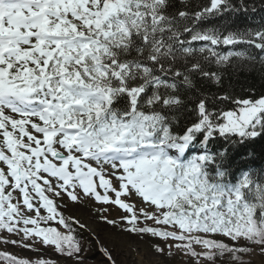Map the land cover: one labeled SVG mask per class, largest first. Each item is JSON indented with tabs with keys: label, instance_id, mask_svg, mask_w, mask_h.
<instances>
[{
	"label": "snow or ice",
	"instance_id": "6c2138e0",
	"mask_svg": "<svg viewBox=\"0 0 264 264\" xmlns=\"http://www.w3.org/2000/svg\"><path fill=\"white\" fill-rule=\"evenodd\" d=\"M256 10L0 0V264H118L119 236L151 241L139 264H264V93L202 87L264 68Z\"/></svg>",
	"mask_w": 264,
	"mask_h": 264
},
{
	"label": "trees",
	"instance_id": "16d2710c",
	"mask_svg": "<svg viewBox=\"0 0 264 264\" xmlns=\"http://www.w3.org/2000/svg\"><path fill=\"white\" fill-rule=\"evenodd\" d=\"M178 4L179 0H175ZM194 3L200 2V0H193ZM248 4L256 7V12H249L240 17L237 21L238 25H251L258 26L264 23V0H248ZM237 50H244V46H239ZM223 73L222 85L218 88L216 85L205 82L202 87L210 92H223L225 90L242 94L246 91L252 90L255 94L259 95L264 93V68L257 65L255 68L242 67L237 64L236 67H228L221 69ZM211 148L215 149L217 145H211ZM253 152V158L250 161L253 170L258 171L264 167V141H259L251 145L248 149ZM241 163L240 158L237 157L233 165Z\"/></svg>",
	"mask_w": 264,
	"mask_h": 264
},
{
	"label": "rangeland",
	"instance_id": "374dc122",
	"mask_svg": "<svg viewBox=\"0 0 264 264\" xmlns=\"http://www.w3.org/2000/svg\"><path fill=\"white\" fill-rule=\"evenodd\" d=\"M64 203V201H61ZM90 210V206H72L70 205L68 208L64 209L65 215H76L79 216L82 220H87L92 228H96V222L89 218L88 212ZM113 215H116L113 213ZM104 235V233H102ZM117 250H118V264H139L141 260V256L137 254L136 249L139 248L141 252H147L151 241L145 237L144 240H140L137 237H127V236H119L115 237ZM6 250L13 252L17 255L24 256V257H33L34 253L21 250L16 247H8ZM48 254L55 258V254L51 253L48 250ZM145 260H153L156 257L152 255L144 256ZM162 259V258H161ZM165 264H178V261L173 260H165Z\"/></svg>",
	"mask_w": 264,
	"mask_h": 264
}]
</instances>
